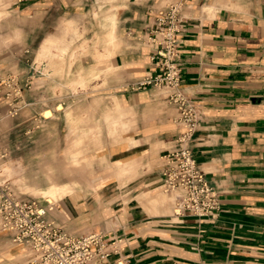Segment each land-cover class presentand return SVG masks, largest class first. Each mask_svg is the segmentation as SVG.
I'll use <instances>...</instances> for the list:
<instances>
[{
    "label": "crops",
    "instance_id": "obj_1",
    "mask_svg": "<svg viewBox=\"0 0 264 264\" xmlns=\"http://www.w3.org/2000/svg\"><path fill=\"white\" fill-rule=\"evenodd\" d=\"M170 1L14 0L21 31L43 34L42 55L58 43L47 38L52 27L70 23L89 36L85 57L26 62V74L45 81L26 92V140H50L52 123V140H70L66 128L87 137L101 129L85 140H105L92 157L93 195L51 216L69 233L88 223L116 239L110 264H264V0H188L181 13L182 88L202 110L193 154L219 192L214 218L174 214L175 197L161 185L162 157L181 132L177 110L155 88H132L157 71L143 39ZM82 77L85 89L67 88ZM49 96L71 98L69 109L49 106Z\"/></svg>",
    "mask_w": 264,
    "mask_h": 264
},
{
    "label": "rangeland",
    "instance_id": "obj_2",
    "mask_svg": "<svg viewBox=\"0 0 264 264\" xmlns=\"http://www.w3.org/2000/svg\"><path fill=\"white\" fill-rule=\"evenodd\" d=\"M13 4L14 0H0V185L8 186L16 196L45 201L47 199L40 193L42 190L48 189L52 184H70L75 188L73 194L53 203L58 207L70 200L81 202L93 195L91 190L98 169L95 168L92 157L105 141L85 139L103 132L99 129L87 137L86 133L79 134L81 129L66 128L63 136L67 135L70 140H52L51 137L57 136L52 123L45 131L50 140H26V107L29 105L26 92L40 86L44 88L45 83L42 79L37 81L40 76L35 75L42 74L35 69L26 74V62L30 58L85 57L86 38L89 36L85 29H79L70 23L59 27L57 33H54L52 27L47 38L54 36L58 43L47 55H42L41 49L45 41L40 40V44L38 39L43 34L38 31L30 34L21 31L23 22L16 15L13 16ZM65 47L67 50L64 52L62 49ZM67 88L77 90L85 89V86L74 83L73 87L68 84ZM33 98L34 96L31 99ZM38 99L36 96L34 102ZM46 99L49 106L61 104L60 110L63 107L68 110L71 104V98L49 96ZM38 128L39 126L35 127L36 130ZM113 131L111 129V133ZM34 135L37 136L31 133L32 137ZM77 136H82L83 139H71ZM58 210L52 212V215L57 214ZM94 229L95 227L85 223L76 225L69 231L72 234L99 232V229ZM29 255L27 248L12 242L11 236L2 230L0 221V264H26Z\"/></svg>",
    "mask_w": 264,
    "mask_h": 264
},
{
    "label": "built area",
    "instance_id": "obj_3",
    "mask_svg": "<svg viewBox=\"0 0 264 264\" xmlns=\"http://www.w3.org/2000/svg\"><path fill=\"white\" fill-rule=\"evenodd\" d=\"M188 0H172L157 10L143 41L153 48L157 71L136 82L133 89L155 88L177 110L181 132L174 149L163 155L164 192L175 197L176 216L216 217L220 196L206 178L193 154V138L202 120L199 103L182 88L180 42ZM58 207L47 200L26 199L0 185V221L16 245L30 255L26 264H110L118 253L116 239L103 232L76 235L67 232L51 214ZM116 264H124L117 262Z\"/></svg>",
    "mask_w": 264,
    "mask_h": 264
},
{
    "label": "bare ground",
    "instance_id": "obj_4",
    "mask_svg": "<svg viewBox=\"0 0 264 264\" xmlns=\"http://www.w3.org/2000/svg\"><path fill=\"white\" fill-rule=\"evenodd\" d=\"M114 28V25L112 27V30ZM111 38H113V34L111 33ZM77 84H80L82 86H85L86 79L85 77H82L79 81L76 82ZM51 114V112H46V115ZM72 191V188L70 185H51L48 189L42 190L40 193L43 194V196L49 200V202H57L59 199H62L66 194L70 193Z\"/></svg>",
    "mask_w": 264,
    "mask_h": 264
}]
</instances>
